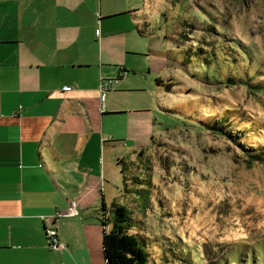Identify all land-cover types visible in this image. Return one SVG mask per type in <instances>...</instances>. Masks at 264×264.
Listing matches in <instances>:
<instances>
[{
  "label": "rangeland",
  "instance_id": "rangeland-1",
  "mask_svg": "<svg viewBox=\"0 0 264 264\" xmlns=\"http://www.w3.org/2000/svg\"><path fill=\"white\" fill-rule=\"evenodd\" d=\"M114 1L134 16L108 100L147 111L105 123L110 189L149 264H264V0Z\"/></svg>",
  "mask_w": 264,
  "mask_h": 264
},
{
  "label": "crops",
  "instance_id": "crops-1",
  "mask_svg": "<svg viewBox=\"0 0 264 264\" xmlns=\"http://www.w3.org/2000/svg\"><path fill=\"white\" fill-rule=\"evenodd\" d=\"M126 10L114 0H0V264H104L101 205L107 214L117 198L109 177L126 142L104 126L147 111H118L112 86L100 110V79L116 78L124 67L112 64L131 50ZM139 124L131 153L152 139L148 117ZM46 228L64 249L48 247Z\"/></svg>",
  "mask_w": 264,
  "mask_h": 264
},
{
  "label": "trees",
  "instance_id": "trees-1",
  "mask_svg": "<svg viewBox=\"0 0 264 264\" xmlns=\"http://www.w3.org/2000/svg\"><path fill=\"white\" fill-rule=\"evenodd\" d=\"M120 77L117 76L115 79L118 80ZM208 127L217 131L222 130L219 126L208 125ZM149 182L150 180L147 179L146 183ZM141 191L142 189L134 190L139 194ZM147 201L145 196L143 207L147 204ZM101 208L103 210L100 217L102 226L101 247L104 264H149L146 241L132 231L135 224L127 208L116 201L111 202L107 214L103 202Z\"/></svg>",
  "mask_w": 264,
  "mask_h": 264
},
{
  "label": "built area",
  "instance_id": "built-area-1",
  "mask_svg": "<svg viewBox=\"0 0 264 264\" xmlns=\"http://www.w3.org/2000/svg\"><path fill=\"white\" fill-rule=\"evenodd\" d=\"M116 82H117V80L115 78H104V77H102L100 79L99 90H100V102H101L100 110L101 111L104 110V103L103 102L105 99L106 92H108V90L111 88L112 84L116 83ZM67 88L68 87H64V89H67ZM68 213L70 215H73V216L78 214V209L76 207L75 201L70 202ZM45 233H46V237H47L48 246L52 250H59V249L65 248V244L60 241L55 230H53L52 228H46Z\"/></svg>",
  "mask_w": 264,
  "mask_h": 264
}]
</instances>
